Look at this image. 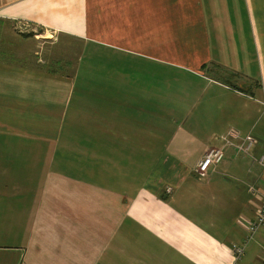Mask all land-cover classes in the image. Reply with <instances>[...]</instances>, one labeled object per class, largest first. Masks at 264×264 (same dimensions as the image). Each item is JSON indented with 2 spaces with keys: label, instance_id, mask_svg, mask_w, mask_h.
Instances as JSON below:
<instances>
[{
  "label": "crops",
  "instance_id": "obj_1",
  "mask_svg": "<svg viewBox=\"0 0 264 264\" xmlns=\"http://www.w3.org/2000/svg\"><path fill=\"white\" fill-rule=\"evenodd\" d=\"M263 151L264 0H0V264H264Z\"/></svg>",
  "mask_w": 264,
  "mask_h": 264
},
{
  "label": "built area",
  "instance_id": "obj_2",
  "mask_svg": "<svg viewBox=\"0 0 264 264\" xmlns=\"http://www.w3.org/2000/svg\"><path fill=\"white\" fill-rule=\"evenodd\" d=\"M19 29L24 30L25 28H23L22 25H19ZM220 138L222 140V144L208 147L199 158L195 166V171L199 175H207L209 169L215 166V164L222 159V157L224 156L225 147H232L236 152L251 154V147L256 142V138L251 134L248 133L244 136H240V134L236 130H229L227 133L221 134ZM257 159L259 163L264 167V151L258 156ZM249 188L253 193L259 194V189L254 184H251ZM261 224H264L263 197H261V202L257 207L255 215L246 223L248 231L247 236L244 238L242 243L235 244L233 247L235 258H238L245 251L247 242L251 239L253 233Z\"/></svg>",
  "mask_w": 264,
  "mask_h": 264
},
{
  "label": "rangeland",
  "instance_id": "obj_3",
  "mask_svg": "<svg viewBox=\"0 0 264 264\" xmlns=\"http://www.w3.org/2000/svg\"><path fill=\"white\" fill-rule=\"evenodd\" d=\"M37 30V29H36ZM26 31V30H25ZM36 33L37 36L40 38L39 41L42 42V44L40 45L41 47H38L37 44L35 42H31L30 39H27L25 40V46L30 48L33 46H36L37 47V54H33L32 58L30 61L34 60V59H38L40 58L42 60V64L43 65H49L50 63H55L54 60H60V62H62L61 64H64V55L63 53L60 51L59 47L57 46V44H54V50L55 52L57 53L56 56H51L49 57L46 53H47V47L50 46L51 43H48V41H44V39L40 36L43 32L41 30H37L35 32H33V34ZM51 38H53V35L50 36ZM37 38V37H36ZM46 40V39H45ZM36 45H34V44ZM71 43H72V47L73 49L70 50V54H72V61L74 60V54H75V51H77L75 48V46H77V43L74 41V40H71ZM33 44V45H31ZM31 45V47H30ZM35 47V48H36ZM61 52L62 54L59 55ZM70 57V56H69ZM53 58H56V59H53ZM66 58V57H65ZM169 83L171 82H166V79L165 77H163L161 75V73H159V75L154 72V71H147V89L148 90H162V89H166L168 88L169 86H167ZM171 86H174V83L171 84ZM169 115V114H168ZM251 243V242H250ZM249 243V244H250ZM249 246V245H248ZM247 246V247H248ZM248 256V254L245 255V257ZM244 257V258H245ZM246 260L250 261L249 258L247 259H243L242 260V263L241 264H246ZM254 264H262L261 262L259 261H256Z\"/></svg>",
  "mask_w": 264,
  "mask_h": 264
},
{
  "label": "trees",
  "instance_id": "obj_4",
  "mask_svg": "<svg viewBox=\"0 0 264 264\" xmlns=\"http://www.w3.org/2000/svg\"><path fill=\"white\" fill-rule=\"evenodd\" d=\"M27 35H29V34H31L32 35V32H28V33H26ZM231 73V72H230Z\"/></svg>",
  "mask_w": 264,
  "mask_h": 264
}]
</instances>
